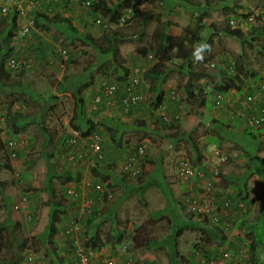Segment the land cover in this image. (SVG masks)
Wrapping results in <instances>:
<instances>
[{
	"label": "rangeland",
	"instance_id": "374dc122",
	"mask_svg": "<svg viewBox=\"0 0 264 264\" xmlns=\"http://www.w3.org/2000/svg\"><path fill=\"white\" fill-rule=\"evenodd\" d=\"M69 1L71 0L67 2ZM106 1L112 2V0ZM197 1L203 4L193 11L192 7H186L185 0H125L126 9L123 11L122 19L110 24L109 27L104 26L105 29H103L102 25L99 26L100 24L95 22V16L88 12L82 0L72 1L71 8L64 0L63 4L60 3L62 7L56 6L50 11L51 14L48 11L47 13L50 16L55 12L63 16H66L64 12L73 14L74 24H78L82 31L86 30L84 24H87V30L90 32L88 37L85 36L86 31H84V33L68 36L69 38L60 28L64 22L50 21V29L33 26L29 33H23L22 29L27 20L34 19L37 11L45 10L39 0H13L7 12H3L0 8V29L3 40L6 37L14 39L16 36L14 41L17 40L15 46L18 50L13 54L19 60L30 62L31 67L48 66L47 69L37 67L33 71H30V68V73L24 78L23 87L12 86L11 77L0 76V222L6 221L8 228L5 239L2 243L0 242V264H75V256L70 248L74 247L76 233H67L66 226L75 219H78L81 225L82 217L87 214L78 207L76 199L68 197L64 192L65 184L73 181L69 180L70 177L66 179L65 175L68 174L67 167L78 166L82 168V171L77 180H81L90 162L86 160L82 163H66L64 157H58L57 144L54 142L58 140V136L65 137L68 134V128L74 126V123L80 125L82 123L83 127L79 126L80 130L82 133L89 134L90 125L95 120L97 124L94 126L100 130L103 140L107 138L109 145H112V156H109V160L115 166L119 165V168L112 169L118 176L125 177L120 168H124L130 153L135 154L136 145L145 143L148 165L144 168L142 177L146 180L150 176L154 177L148 180L147 186L142 191L131 190L132 181L125 177L123 185H114L112 189L114 196L104 200L98 207L102 215L96 219L100 221L98 231L106 243L110 241L109 237L114 232L112 229L118 226L125 228L123 240H128L116 248V254L111 251L110 243L102 246V255L99 258L114 255L116 264H126L125 259L122 260L120 255L124 251L123 245L128 243L131 250L128 254L125 252L124 254L130 256L134 264H147L151 260H154L153 264H171V261L176 263L178 258L169 257L171 248L173 251L177 249V257L180 253L187 258L191 256L189 253L198 247H208L206 250L210 260L203 264H212L211 260L216 262L215 264H250L249 251L253 247L258 249L259 256L264 262V250L254 245L253 230L246 231V226L250 222L253 224L260 216L264 217V170L256 169L252 162L256 159L254 156L260 158L261 153L264 154V129L254 130V137L246 136L244 133L247 124L240 118L243 108L252 103L260 105L264 102V56L261 53L264 48V35L252 36L249 32L256 29L255 21L250 17L242 16L255 11L264 23V0ZM35 2L37 5L34 7ZM131 3L135 4L134 9L130 6ZM14 6H16L15 10ZM131 9L132 12L143 9L170 12L171 45L168 47V52L174 62H181L175 55L180 39L185 35L201 33L208 39L209 50L203 52V58L205 57L208 61L202 63L201 60L193 58L188 61L187 66L191 69L205 68L207 70L210 63H216L222 65L232 78L236 72L252 62L257 71L256 77L247 79L245 84H238L235 87L227 76L212 74L211 78L195 79V82L204 85L206 92H209L210 106L193 110L183 90L177 86L186 75L172 72L175 74L168 77L164 85V105L158 109L150 108L145 101L148 80L145 79L144 72L148 68L159 65L163 41L153 39L152 33L161 25L154 21L145 26H139L131 19L124 20L131 16ZM258 10H261V13ZM237 15L241 16L237 18ZM96 18H99L98 15ZM164 19H168V16ZM200 29L202 30L198 32ZM112 30L122 33L117 35L119 38L116 42L130 68V74L133 69L132 75L140 80L137 89L142 94V100L128 116L119 109L121 103L113 105L112 110L106 109V112H111L112 117L105 121L106 125H102L98 124L100 113L94 114L93 111L87 110L97 84L103 81H115L122 87L127 82L122 79L123 71L121 70H111L113 71L111 75L97 71V67L102 62L113 64V57L104 37L105 33L108 34ZM63 48L67 49V55L62 52ZM244 54L248 57L247 59L243 57ZM6 66L7 61L5 68ZM51 66H55L54 70ZM69 80H74L75 83L86 80V85L80 94H74L73 91L62 87L65 81ZM60 82L63 84L60 85ZM220 82H223L222 91L225 99L222 103L217 102L214 107L211 103L216 97L217 85ZM196 91L195 96L199 94ZM251 91L254 93L253 102L246 100L245 97ZM80 96L87 97L83 114H80L82 109L79 102ZM256 96L260 100L256 101ZM17 98H26L28 104H24ZM45 100L48 109L44 113L41 111V104ZM18 110L24 113L18 119L19 122L17 121V131L5 129V114ZM43 113L44 117L41 116ZM175 116H179L178 122L172 121ZM76 118L78 120L74 121ZM156 121L160 125L159 129L155 128ZM167 122L178 124L180 129L167 125ZM232 124L234 125L228 129V126ZM185 132L190 133V139L182 137ZM113 133L121 137L119 143L112 141ZM223 136L224 138L226 136L228 140L223 139ZM11 138L19 142L14 159L9 157L6 147L7 141ZM217 141H220L219 145L215 143ZM243 147L250 151V155L244 153ZM185 158L195 164L200 162L201 165L207 163L220 165L228 175L222 176L221 179L214 177L212 181L214 189H211L212 193H216V204L223 221L230 224L226 229L222 227L228 236L225 244L215 245V242L208 243L201 240V232L198 228L202 225L200 223L195 228H181L180 234L168 243L161 245L159 243V239L171 232V222L168 220L171 214L170 209H173L174 215L179 217L174 220V223L179 224L183 216L192 217L193 214L188 211L191 208L189 204L194 198L199 200L203 188L204 193H207L203 185L209 186V180L200 182L196 178L183 179L178 175L179 164ZM52 168V182L56 195L50 198L51 186H49L48 178L51 175L49 169L52 170ZM193 180H197L199 186L193 185ZM238 180L246 184L242 189L247 192L248 198H243L246 200L240 199L244 194L237 198L238 190L234 185H238L236 184ZM62 181L65 183L62 184ZM21 196H27V199L24 204L20 203L19 209H15L14 206L21 200ZM190 199H192L191 202ZM56 200H64L61 205V208H64L62 210L65 211L61 220L63 224L50 215ZM80 204L82 205V200ZM114 204L119 206V209H115L116 214L109 218V213L114 210L112 209ZM93 210L94 208L88 211L89 214ZM151 214L154 217L157 216V221H148ZM240 219L245 224L243 228H239L236 222ZM132 223L139 225L141 230L137 240L131 242L127 232H130ZM181 223L183 224L184 221ZM187 223L190 224V221ZM58 225L60 227L58 232L47 230ZM178 227L174 225L175 232ZM35 232H40L36 238L33 237ZM79 233L80 236L83 234L81 231ZM144 237L152 241L154 239L157 245L147 247L143 241ZM49 238H54L56 245L48 243ZM53 246L58 247L61 258L58 254L51 252ZM212 247L219 248V251L225 254L218 256V250ZM146 253L156 258H143L142 256ZM200 258L197 255L195 262L199 263ZM45 259L49 262L46 263ZM179 264H187V262L180 261Z\"/></svg>",
	"mask_w": 264,
	"mask_h": 264
},
{
	"label": "trees",
	"instance_id": "16d2710c",
	"mask_svg": "<svg viewBox=\"0 0 264 264\" xmlns=\"http://www.w3.org/2000/svg\"><path fill=\"white\" fill-rule=\"evenodd\" d=\"M183 1V0H182ZM187 1L186 7L188 8H193V11H195L197 8H199L203 3L197 0H185ZM82 2L84 3V6L87 7L88 12L92 13V15L95 16V22L99 23L103 29L104 26L105 27H109L110 24H114L116 22H119L122 17H123V11L126 9V5H125V0H112V2H107L106 0H82ZM89 2V3H87ZM209 3V2H208ZM60 4L57 3V5L55 3H51L47 5V8L45 10H40L39 12L37 11L35 13V17L33 20V26L40 28V29H50V25L49 22H59V23H63L62 25H60L61 31H64L65 33H67V38H69L68 36H72L75 33H84L85 32V36H90V32L89 30H87L88 25L84 24V31H82L79 27L78 24H74L73 21V14L70 15H66L63 16V14L59 13V12H55L54 15L50 16L49 14H51L50 11L53 10L54 6H58V7H62ZM65 6V5H64ZM130 6L134 9L135 4L131 3ZM69 7L71 8V5H69ZM187 8V9H188ZM15 9V6H14ZM47 11L49 12V14L47 13ZM133 10L131 9V13H130V17L126 18L124 20L129 21L128 19L133 20V22H135L137 25L139 26H145L148 23L151 22H157L159 25H161V27L156 28L155 31H153L152 33V37L153 39H161L163 41V50L161 52V54L159 55V67L156 66L154 68H148L145 70L144 72V77L146 80H148V88L146 90V100L147 104L149 105L150 108L152 109H158L161 106L164 105V101H163V96H164V85H165V81L168 79V77H170L172 74V72H176V73H184L183 80L181 82H178L177 86L179 88H181L186 96V99L188 101V103L191 105V108L193 110H198L201 107H209V103H210V97H209V92H206L205 86L202 85L201 83L199 84V82H195V79H200L202 77H212V74H215L217 76H227V78H229L231 84L235 87L238 84H245L247 79L251 80L254 77H256L257 71L255 70V68L253 67L254 63L251 62V64L244 66L239 72H236L234 74V76L231 78L230 74L228 73V71L219 64L216 63H210L208 65V69L205 70V68H197V69H191L189 66H187V63L190 59H195L193 52L195 50V48L199 47L200 44L202 43H208V39L204 38L201 33H197V34H191V35H185L183 36L180 41L178 42L177 45V50H176V57L178 59L181 60V62H174V60L172 59V57L169 55L168 52V47L171 45V40L169 39L170 34H169V28L171 26L170 20H171V14L168 11H155V10H150V9H143L137 12H132ZM170 11V10H169ZM261 13V10H258ZM251 14V15H250ZM98 15L99 18H96ZM165 16H168V19H164ZM241 15H237V18H239ZM242 16H246V17H253L252 20L255 21L256 24V29L252 30V32L250 31L249 33H252V36H257V35H264V23L261 22L260 19V15L253 11V12H249V13H245ZM262 18V17H261ZM100 19V21L98 22L97 20ZM202 29H200L198 32H200ZM30 32V31H29ZM11 34V33H9ZM122 34L120 31L118 30H112L111 32H109L108 34H104L105 40H107L108 42V50L111 51L112 57H113V64H107L106 62H102L98 67H97V71L101 72V73H106V74H112L113 71L111 70H115V71H123V74H121L122 79L126 80L129 84L133 83V79L134 75H132L133 73V69L131 70V74H130V68L129 66H127L126 64V60L122 57L121 55V49L119 47V45L117 44L116 40L119 38L117 35ZM9 37H6V40H3L2 38V30L0 29V76H11V74L9 72L6 71L5 69V63L9 57L10 54H13L15 52V47L12 46L10 39H7ZM66 38V39H67ZM200 43V44H197ZM198 45V46H197ZM208 45V44H207ZM209 47L204 49V51H208ZM262 55L264 56V48L261 50ZM243 57H245L246 59L248 58L245 54L243 55ZM208 60L204 57L203 60H201L202 63H206ZM109 62V61H108ZM23 66L21 71L18 73V78H14L13 76L12 79L15 81L16 84H18L20 87H23L24 85V78L25 76H27V72L24 69H27L26 65H21ZM113 66V67H112ZM166 66L167 68L163 67ZM112 67V68H111ZM28 70V69H27ZM131 75V76H129ZM72 81V80H71ZM65 81V83L63 84L62 82H60L62 85L63 84V88L65 90H70L73 91L76 94H80L83 90V87H85L86 85V80H81L78 83H75L76 81ZM102 83L103 82H99L97 84V88L96 90H94L93 94H92V98L97 95V94H102V92H99L102 89ZM135 84V83H134ZM218 86V92L215 93L216 97L214 99V101L211 103V105L213 104V106H216V103H222L223 100L225 99L224 93L222 91V89L224 88L223 86V82L219 83ZM135 87V86H134ZM122 88V87H120ZM137 90V87H136ZM195 90H197L199 92V94H196V96L194 95ZM138 91V90H137ZM196 91V92H197ZM120 92H122L121 89H119V91L117 92V96H120ZM139 92V91H138ZM197 92V93H198ZM248 94H254L252 91L251 93H247L245 95V97ZM218 96H222L221 98H219ZM21 100L23 103L27 102L26 98H17V100ZM87 100V97H83L80 96L79 97V102H81V112L80 114H83L84 109H85V101ZM90 101V100H89ZM91 103V102H89ZM138 104V103H137ZM137 104H133L130 106L129 110L127 112H124L123 106L119 105L121 109V112L123 114H126L127 116L130 115L133 111L134 108ZM254 104V103H252ZM108 106L106 102H104V100L100 101L98 103L97 109H90L91 111H93L94 114L98 113L102 108ZM117 106V107H119ZM212 106V107H213ZM47 101H43V103L41 104V111L42 112H47ZM44 113L41 115L43 116ZM197 113V112H196ZM198 114H200V112H198ZM22 112L21 111H15V112H8L7 114H5V123L6 125H10L11 127L14 126V124L17 122L16 120H18L20 118V116H22ZM180 119V118H179ZM78 118L74 119V121H77ZM107 119L106 117L103 119L101 118V120H99V123L102 125H106L107 122H105ZM178 122V119L176 120ZM155 128L159 129L160 125L157 123V121L155 122ZM82 124V123H81ZM97 122L95 120V123H92V125H90V132H97L99 133L101 136V132L99 129L95 128ZM75 127L79 128V126H81L80 124H73ZM144 125V124H143ZM167 125H173L175 127H177L176 129H180L178 127H180L178 124H172V122H167ZM234 124H232L231 126H228V129H230ZM83 127V126H82ZM239 128V126H237ZM109 128V127H108ZM162 129V128H161ZM241 129V128H239ZM254 130H256L255 128H253L252 126L247 125L245 128V135L246 136H250V137H254L255 136V132ZM88 132V133H90ZM236 134H239V132H235ZM83 134H87L86 132H83ZM173 134L175 135V133L173 132ZM67 137V136H65ZM103 137V136H102ZM182 137H185L187 139H190V133L189 132H185L183 134ZM225 138L228 140V138L225 136ZM223 136V139H225ZM66 139V138H65ZM111 139L113 142L115 143H119L121 140V137L117 135V133H113L111 135ZM215 141V140H214ZM55 144H57V148H56V153L58 154V157H64L65 162L66 163H77L75 161H72L70 159V156L73 154L75 155L76 153V148L73 146H70L68 144H66V141L64 140V137L62 136H58V140L56 142H54ZM103 147L108 144L109 145V141L107 138H105V140H103ZM209 143V142H207ZM218 145L220 144V141L215 142ZM140 144H137L135 147V154L130 153V155H134L133 157L136 159L134 160L130 166H132L131 168L128 167V169L126 170L125 177L129 178L130 181H132L133 187L131 190L134 191H138L141 190L147 186L148 184V180H152L154 177L150 176L148 178V180H146L144 177H142L144 168H147L148 162L146 159H148L146 156H139L138 152H137V147ZM110 146V145H109ZM238 146V145H237ZM242 147V146H241ZM244 148V147H243ZM104 150L106 152V156L108 157L106 161H101L98 159H91V164H90V170H91V174L93 176H95V178L99 179L104 186L107 189L112 190V187H114V185L118 184V185H123V180L125 179L124 176H118L117 173H115L112 169L114 167V165L110 162L109 160V155L106 151V148L104 147ZM111 150V149H110ZM258 152H260L259 149H257ZM244 153L247 155H250V151L246 148H244ZM143 158V162L141 163L139 161V159ZM254 161H252L255 164V168L259 169L261 171L264 170V154L261 153L260 158H257V156H254ZM61 159V158H60ZM199 159V158H198ZM62 160V159H61ZM200 160V159H199ZM64 162V160H62ZM149 161H153V160H149ZM190 161V167L196 168V166L201 165V163H197L195 164V162H191ZM80 162V161H79ZM78 162V163H79ZM197 162V161H196ZM256 162V163H255ZM52 166V164H51ZM73 166V165H72ZM67 167V175L66 179L69 178V180H76L80 177L79 173L82 171V168L80 167ZM134 170H138L136 174L133 173ZM53 168L52 170L49 169V172H51L50 177L48 178L49 181V186H51L50 189V198L53 197L56 192L54 186H53V174H52ZM226 172L224 171L223 168H221V166H215L214 164H210L207 163L204 165L203 169H202V174L198 176L197 180L201 181H205V180H209V187L212 189H214V184L212 183L214 177H219L221 179L222 176H228L227 174H225ZM220 175V176H219ZM112 180L114 182H112ZM65 181H62V184H64ZM198 181H196V185ZM236 184L238 185H234L238 192H237V198L239 199V195H243L244 196L240 199L243 198H248L247 197V192L242 191L243 187L245 188V183L240 182L239 180L236 182ZM199 186V185H198ZM202 187V186H201ZM66 188H67V183L65 184V189L64 192H66ZM203 188V187H202ZM169 190V189H167ZM186 192H188L187 190H185ZM170 192V190H169ZM167 192V193H169ZM105 194L108 193L107 190H105L104 192ZM203 194L204 193V188L203 190L200 192ZM242 193V194H241ZM210 198L212 200H214L216 202V193H212L209 194ZM49 198V199H50ZM246 200V199H243ZM64 200H56L54 201L53 204H55L54 208L50 211V215L53 216V219H55L57 222H62V216L64 215V208H61V205H63ZM190 202L192 201V199L189 200ZM57 205V206H56ZM99 209V208H98ZM97 208H95L93 210L92 213L87 214L85 216L82 217V235L80 236L81 240L85 241V246H88L90 248L96 249L99 252L101 251V247L105 246L106 244L111 245V251L114 252L116 254V248L118 246H120L122 244V242L128 241L127 239L123 240V234L126 233L125 228H122L120 226H118V228L114 227L112 230L114 231L113 233H111L110 235V241L108 240V242L106 243L105 239L103 237H101V235L99 234L98 231V227L100 226V221H96L97 218L102 217V215L100 214L99 210ZM114 209L111 213H109L108 217L110 216V218H112L114 216V214H116L115 209H119V206H115L112 208ZM64 211V212H63ZM173 209L170 210V217H168L169 221L171 222L170 224V233H167L166 235H164L161 239H159V243L161 244H165L168 243L172 238L178 236L180 234V229L181 228H186V227H193L195 228L197 226V222L194 223V220H192L191 218H193L196 215L195 211H191L190 213L193 214L192 217H185L183 216L181 218L182 221H184V223L182 224L181 222L179 224H175L174 220L178 217L177 215H174L173 213ZM157 217V216H156ZM153 216V214H151L149 216L148 221L149 222H155L157 221V218ZM179 218V217H178ZM105 219V218H104ZM78 220V219H75ZM205 220H207L206 218H204L203 222H205ZM187 221H190V224L187 223ZM178 222V221H176ZM212 223L210 224V227H208V224L203 226L201 225V227H198L200 229L201 232V240H203L204 242H208V243H212L215 242V245H220V244H225L228 240V236L225 234L224 230L222 227H229V222H225L223 221L222 215H220L219 217V222L216 221H211ZM237 224L239 225V228H243V226L245 225L244 222H242V219L236 221ZM246 222V221H245ZM194 223V224H193ZM247 223V222H246ZM80 224V222H79ZM229 224V225H228ZM174 225L175 226H179L177 231L175 232L174 229ZM150 225H148L149 227ZM247 229H251L253 230V242L254 245H256L257 247H261L264 250V217L260 216V218L258 219V221L253 222V224H250L246 226ZM59 225L58 226H54L51 228H47V230H50V232H58L59 230ZM149 229V228H148ZM7 225H6V221L4 222H0V242L2 243L3 240L5 239V236L7 234ZM46 230V229H45ZM140 227L139 225L133 224L131 226V230L130 232H127L129 234V238L131 239V242L134 240L136 241L139 234H140ZM150 230V229H149ZM245 231V230H244ZM245 231V232H246ZM40 234V232H35L33 234V237L36 238V236H38ZM48 243H53L56 245V240L54 238H49L47 239ZM144 244L148 246H156L157 244L154 243V239L153 241L150 238L144 237L143 238ZM231 241V240H230ZM128 244V243H127ZM198 247V245H196ZM203 246V245H202ZM217 247V246H216ZM216 247H212V248H216ZM252 247V246H251ZM207 248L204 247H198L196 248L195 251H192L191 253H189L191 256H186L183 257L181 256V254L179 253V257L178 256V251L177 249H175L173 251V249L171 248V250L169 251V254H171L170 258L171 259H175L178 258V261L173 262L171 261V264H179L180 261H184L187 262V264H203L205 261H209L210 260V255L208 254V251L206 250ZM218 250L217 255L218 256H223V252L219 251V248H216ZM116 250V251H115ZM130 246H127V248H124L125 254L129 253L130 251ZM211 250H215V249H211ZM258 249L255 247L251 248L249 251V258L248 261L250 264H264V262L261 260L260 256H259V252L257 251ZM51 252L58 254V256L61 258L60 254H59V250L58 247H51ZM201 258H204V260L201 258L199 259V263L195 262V259L197 258V255ZM175 257H174V256ZM56 257H58L57 255H55ZM128 256V255H127ZM156 258V257H155ZM45 262L48 263L49 261L47 259H45Z\"/></svg>",
	"mask_w": 264,
	"mask_h": 264
},
{
	"label": "built area",
	"instance_id": "2783aa9c",
	"mask_svg": "<svg viewBox=\"0 0 264 264\" xmlns=\"http://www.w3.org/2000/svg\"><path fill=\"white\" fill-rule=\"evenodd\" d=\"M3 1V0H2ZM12 0H4L2 2V10L5 12L8 10V4L11 3ZM89 3V2H87ZM253 17H250L252 19ZM98 22L100 19L97 20ZM33 25V20H30L26 26L22 29L24 34H27ZM67 49L63 48L62 52L66 54ZM9 65L12 69L17 70L21 65H26L29 67V63L26 60H19L15 57L10 58ZM134 77L133 83L129 84L125 82L122 86V92L120 96H117V92L119 91L121 85L115 81H103L102 89L99 92L102 94H97L90 100L91 108L97 109L98 103L102 100L107 103V105L118 104L121 103L123 106L124 112H127L131 105L137 104L140 102L142 96L141 93L136 90V87L139 84V78L137 76ZM135 83V84H134ZM135 86V87H134ZM221 98L222 96H218ZM247 100L251 101L253 99L252 95L246 96ZM249 112L246 113V120L249 124L254 126H259L264 123V104L259 110V113L253 112V108L248 110ZM178 119V116H175L173 120ZM64 140L66 144L73 146L76 148L75 155H71L70 159L75 162H85L88 160L91 162V159H98L103 160L105 158V152L103 148V137L97 132H90L89 134H83L80 128L71 126L68 128V134H66ZM66 138V139H65ZM19 142L12 138L8 141V147L10 149L11 157H16V149L18 147ZM146 147L145 144H141L137 147V152L139 156H143L145 154ZM134 155L129 156L128 163L126 167L128 168L131 163L136 160ZM138 170H134L133 173L136 174ZM181 174L185 177H196L202 174V170L197 168L190 167V162L188 160H184L181 162L180 165ZM90 190L96 192V195H89L88 197L84 198L82 211L85 212L86 210L93 207L95 203L101 202L104 199V192L105 187L103 183L99 180L93 179L90 177V174L84 175L81 180H75L67 184L66 193L68 196H71L75 199L79 198L84 190ZM212 194L211 188L207 187V193L203 194L199 200L194 198L192 210L198 211L202 216H206L213 221L219 222V217L221 213L218 211V205L214 200L210 198ZM108 196L111 197L112 193H108ZM26 201V196L22 197V203ZM20 204H15V209H19ZM71 230H74L71 232ZM82 233L83 228L79 224L77 220L72 221L70 224L66 226V232L73 234L76 233L74 236V247L70 248L72 254L75 256V264H116V258L114 255H110L106 258H99L102 255V251H98L96 249L90 248L85 246L84 242L80 239V232ZM128 245H124V248H127ZM122 255V254H121ZM124 261L126 264H134L131 257H127ZM212 264H215L213 260H211Z\"/></svg>",
	"mask_w": 264,
	"mask_h": 264
},
{
	"label": "clouds",
	"instance_id": "9594fccd",
	"mask_svg": "<svg viewBox=\"0 0 264 264\" xmlns=\"http://www.w3.org/2000/svg\"><path fill=\"white\" fill-rule=\"evenodd\" d=\"M13 1V0H12ZM2 2L4 3V0L2 1V0H0V8H1V10H2ZM12 3V2H11ZM11 3H9L8 4V10H9V6H10V4ZM33 3L31 2V5H32ZM35 5H37L36 4V2L34 3V7H35ZM33 6V5H32ZM11 9V8H10ZM13 9H14V7H13ZM15 9H16V6H15ZM14 9V10H15ZM7 10V11H8ZM3 11V10H2ZM7 11H5V12H7ZM4 12V11H3ZM30 20H34L33 18H30V19H28L27 20V22H26V24L30 21ZM26 24H24V26H26ZM24 26H23V28H24ZM33 28V25H32V27H31V29ZM29 33V32H28ZM13 46V45H12ZM209 46L206 44V43H202V44H200L199 45V47H197V48H195V50H194V52H193V55H194V57H195V59L196 60H203V52H204V49H206V48H208ZM13 57H15V58H17L16 56H15V54H12L8 59H7V66L10 68V69H12L11 67H10V65H9V60H10V58H13ZM18 59V58H17ZM28 62V61H27ZM28 63H30V62H28ZM12 70H14V69H12ZM139 83H140V80H139ZM139 85V84H138ZM138 90V89H137ZM139 91V90H138ZM250 95V94H249ZM252 95V97H253V99L250 101V102H253V100H254V94H251ZM141 96H142V94H141ZM141 100H142V98H141ZM140 100V101H141ZM145 100H146V95H145ZM246 100H247V98H246ZM249 101V100H248ZM263 104H264V102L262 103V104H260V105H257L256 103H254V104H249V106L248 107H246V108H243V110H242V112L240 113V118L242 119V121L243 122H245L247 125H249V126H252L253 128H255L256 130L257 129H264V123L263 124H261V125H259V126H254V125H251V124H249L248 123V121L246 120V113L247 112H249L248 110L250 109V108H253V112H255V113H259V110H261V108H262V106H263ZM178 118H179V116H178ZM171 120V119H170ZM170 120H168V121H170ZM177 120V119H176ZM175 121V120H174ZM12 139V138H11ZM10 140V139H9ZM8 140V141H9ZM8 141H7V149H8V155H9V157L10 158H12L11 157V155H10V149H9V147H8ZM141 144H145V143H141ZM140 144V145H141ZM18 148V147H17ZM104 148V147H103ZM104 152H105V150H104ZM16 155H17V149H16ZM147 155V149H146V151H145V154L143 155V156H146ZM15 157H13L12 159H14ZM107 156H106V152H105V158H104V160L103 161H106L107 160ZM128 160H129V155H128V157H127V161H126V164H125V166H124V168H120L121 169V171H123V173H125L126 172V170L128 169L127 167H126V165H127V163H128ZM183 161L184 160H188L189 161V159H187V158H185V159H182ZM102 161V160H101ZM139 161L142 163L143 162V158L142 159H139ZM190 162V161H189ZM79 163H82V162H79ZM90 164H91V162H90ZM90 164H89V168L84 172L85 173V175H86V172L89 170V173H87V174H90V177H92L93 179H96V180H99V179H97V178H95V176H93L92 174H91V170H90ZM146 165H148V164H146ZM180 165H181V163L179 164V167H178V170H177V172H178V175L180 176V177H182L183 179H187V178H198V176H196V177H185V176H183L182 174H181V171H180ZM118 167H119V165H118ZM203 167H204V165H199V166H196V168L197 169H199V170H202L203 169ZM84 177V175L81 177V178H83ZM79 179V178H78ZM77 180V179H76ZM73 181H75V180H73ZM100 181V180H99ZM186 181H188V180H186ZM196 181L197 180H193V185H196ZM189 183V182H188ZM68 184V183H67ZM104 185V184H103ZM105 187V186H104ZM203 187H205V189L207 190V185H203ZM114 187H112V189H113ZM105 189L108 191V193L110 192V193H112V196L111 197H109L108 196V193L107 194H105L104 193V199L101 201V202H98V203H95L94 205H93V207H91L90 209H88V210H86L85 212H83V213H85V214H89V212L88 211H91L93 208L95 209V208H97L98 209V207L101 205V203H103V201L104 200H106V199H111L113 196H114V193L112 192V190H110V189H107L106 187H105ZM188 191V190H187ZM189 192V191H188ZM66 193V192H65ZM67 194V193H66ZM89 195H96V192H93V191H90V190H88V189H86V190H84V192L82 193V195L79 197V198H77L76 200L78 201V207H80L81 208V210H82V206L83 205H81L80 204V200H82V204H83V200H84V198H86V197H88ZM22 197L23 196H21V200L19 201V198L17 199L19 202L18 203H16V204H24L25 202H23L22 203ZM68 197H70V198H73V197H71V196H68ZM26 199H27V196H26ZM73 199H75V198H73ZM69 203L70 204H72L71 203V201H69ZM193 201H192V203H190L189 205L190 206H193ZM188 205V206H189ZM15 207V206H14ZM171 210V209H170ZM189 211V213L191 212V211H195V210H192V207L190 208V210H188ZM218 211L220 212V210H219V207H218ZM93 212V211H92ZM91 212V213H92ZM112 212V211H111ZM196 212V215L193 217V218H191L192 220H194V222H197V223H200V224H202L203 226H205V225H207L208 224V227H210V224L212 223L211 221V219L210 218H208V217H206V216H202L200 213H198V211H195ZM221 213V212H220ZM109 218H110V216H109ZM204 218H206L207 220H205V222H203V220H204ZM74 221V220H73ZM72 222V221H71ZM229 225V224H228ZM225 229L226 228H228V227H224ZM82 242H84L83 240H82ZM84 244H85V242H84ZM126 245H128L127 243H125ZM124 244V245H125ZM123 245V246H124ZM125 251H123V253H124ZM122 253V254H123ZM225 254V253H224ZM171 256V254H169V257ZM130 257V256H129ZM154 260H151V262H149V263H147V264H153L154 262H153Z\"/></svg>",
	"mask_w": 264,
	"mask_h": 264
},
{
	"label": "crops",
	"instance_id": "0c3cea01",
	"mask_svg": "<svg viewBox=\"0 0 264 264\" xmlns=\"http://www.w3.org/2000/svg\"><path fill=\"white\" fill-rule=\"evenodd\" d=\"M67 1H68V0H66V2H67ZM72 1H74V0H71V1L67 2V4H68V5H72V4H73ZM39 2L43 5V8L46 9L48 4H51V3H55L56 5H57V3H59V4L62 3V4H63L64 0H39ZM71 3H72V4H71ZM62 4H60V5L63 6ZM60 5H59V6H60ZM54 7H56V6H54ZM64 13H65V15H70V13H67V12H64ZM8 29H10V28H8ZM6 32H7V31H6ZM15 37H16V36H15ZM15 37H14V39H16ZM7 39H10L11 44L15 47V51H17L18 49H17L16 46H15V43L17 44V40L14 41L13 37H9V38H7ZM17 39H18V38H17ZM5 40H6V39H5ZM37 67H44V68H46V67H48V66H32V67H31V66H29V67L27 66V69H28V70H27V69H24V70H25V71L27 72V74H28V73H30V72H29V69H30V68H31L30 71H33V69H35V68H37ZM51 67H52V69H53V67H55V66H51ZM5 69H6L7 72H9V73L11 74V76H13V79H14V78H18L17 75H18V73L21 71L22 67H20V69H17V70H12V69H10L8 66H6ZM46 69H47V68H46ZM53 70H54V69H53ZM11 76H8V77H11ZM8 79H10V78H8ZM13 79H12V77H11V82H12L11 85H12V86H14V85L17 86L18 84H16L15 81H14ZM18 86H19V85H18ZM74 94H75V93H74ZM257 100H260V99H258V97L256 96V101H257ZM24 104H28V103L25 102ZM88 104L90 105V106H88V109H87L88 112H89V111H91L90 109H92V108H91V104H90V103H88ZM113 105H115V104L108 105V106L102 108V109L98 112V113H100V115H101L99 120H101V118L104 119L105 117H106L107 120H109V119L112 117V116H111V115H112L111 112H106V109H111V110H112V109H113V107H112ZM110 107H111V108H110ZM22 113H24V112H22ZM24 115H26V114H24ZM43 117H44V116H43ZM80 117H81V116H80ZM24 119H25V118H24ZM4 120H5V117H4ZM16 121H18V120H16ZM18 122H19V121H18ZM18 122L15 123L14 126H12V127H11L10 125H6V126H5V129H9V130H11L12 132L17 131V130H16V124L18 125ZM93 123H95V122H93ZM5 124H6V123H5ZM98 124H100V123L98 122ZM81 126H82V124H81ZM18 129H20V127H19ZM63 137H64V136H63ZM111 146H112V145L109 146L108 144H106V145L104 146V147L106 148V151H107V153H108L109 156H112V154H111V150H110V149H111ZM110 162H111V161H110ZM111 163H112V162H111ZM112 164H113V163H112ZM113 165H114V164H113ZM116 167L119 168L118 166H115V165H114L113 168H116ZM112 182H114V181L112 180ZM146 215H147V213H146ZM147 216H148V215H147ZM61 223L63 224V222H61ZM127 257H129V256L125 255L124 253H123L122 255H120V258H122V260H123V259H126ZM142 257H143V258H144V257H149L150 259L155 258V257H153L152 254H150V253H146V254H145L144 256H142ZM152 257H153V258H152ZM149 258H148V259H149ZM146 259H147V258H146Z\"/></svg>",
	"mask_w": 264,
	"mask_h": 264
}]
</instances>
